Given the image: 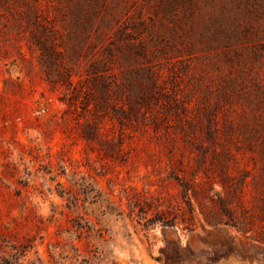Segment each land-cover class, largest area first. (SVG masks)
Returning <instances> with one entry per match:
<instances>
[{
    "label": "rangeland",
    "instance_id": "rangeland-1",
    "mask_svg": "<svg viewBox=\"0 0 264 264\" xmlns=\"http://www.w3.org/2000/svg\"><path fill=\"white\" fill-rule=\"evenodd\" d=\"M0 264H264V0H0Z\"/></svg>",
    "mask_w": 264,
    "mask_h": 264
}]
</instances>
